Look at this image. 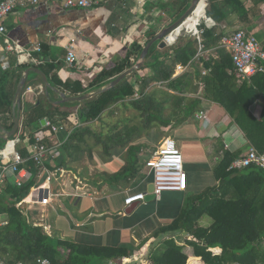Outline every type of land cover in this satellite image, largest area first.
<instances>
[{
  "label": "crops",
  "instance_id": "obj_1",
  "mask_svg": "<svg viewBox=\"0 0 264 264\" xmlns=\"http://www.w3.org/2000/svg\"><path fill=\"white\" fill-rule=\"evenodd\" d=\"M182 1L99 0V3L90 9L64 8L54 0H48L46 3L41 2L35 5L26 4L18 6L0 22L5 29L4 34H0V74L5 70L14 69L16 74L11 78L9 83L10 89L13 88V84L17 81L16 77H18L21 68L18 81L24 70L28 68H38L45 74L49 83L47 90L41 75L29 71L21 94V108L28 104L33 105L37 103L38 99H44L50 105L55 106L63 103H82L95 98L98 94L82 101L59 102L61 100L60 92L70 97L82 96L89 92L97 91L109 84L125 70L135 65L139 61L142 51L137 55L132 53V46L136 40L141 42L150 30H156L157 35L162 29L179 19L181 15L173 22L171 16L174 12H177L178 8L181 9ZM240 1L244 4L245 12L247 11V13L239 18V15L232 10L230 5L225 6L223 9L225 18L218 24L222 35L228 31L240 29L253 34L262 48L264 46V4L257 10L252 8L250 0ZM190 3L191 0L188 7ZM205 15L207 16L206 10ZM207 17L214 21L212 17ZM214 23L213 26L216 25L215 21ZM201 24L206 28L213 27L206 26L204 21L200 20L199 28ZM4 37L20 44L25 51L29 52L31 59L19 63L15 53L11 54L5 51ZM71 40H73L76 60L73 65L69 66L65 57L67 53L66 46ZM164 40L166 46L162 48L158 46L160 40L152 43V45L155 44V48L149 57L146 54L141 67L133 70L115 85L117 86L120 82L127 79L134 88V93L131 96L117 101L104 109L98 118L85 123L82 122L79 116H76L80 104L67 107L61 106L60 110L70 111L67 120L66 122L53 124L65 127L62 130V132L66 133L65 142L69 139L74 129L77 128V122L84 125L97 123L102 125L101 128H105V119L107 116H110V113H114L112 114L113 116L118 115L121 107L123 110H127V108L131 107L130 102L141 99L146 92L155 91L156 97L159 100L164 98L163 108H169L170 115L172 117L175 116L172 120L170 116L165 115L166 113H160L163 119L169 121L166 126L170 125L169 127L176 131L177 136L174 138V135L171 134L172 132L169 131L164 135H158L156 137L158 143L153 147L151 146L149 152H140L141 155L147 153L148 156L144 159L141 173L138 176L139 179H135L129 186L119 187V189L115 190L111 189L103 180L100 182L96 181V185L88 184L86 179L83 181L78 180L74 185L73 181H70L68 184L63 181L64 185H61V189L57 188L56 195L51 198L49 205H40L38 198L42 195L44 197L48 196L47 186L40 188L41 193L36 197V201L34 202L36 207L34 213L39 214L41 208L50 209L53 205L56 206L58 198L64 197L68 209L67 214L64 213L66 216L63 215L65 217H62L66 220L69 218L66 222L70 221L72 226L67 227L66 229L68 230L65 231L63 229L65 226L61 227L58 225L56 216H54L49 224L54 234L66 235L73 239L80 237L91 243L113 245L118 243H134V245H138L144 241V246L139 250V255L132 257H142L141 264H145L148 261L149 255L147 254L151 250L149 248H153L154 246H151L154 238L157 241L160 239V243H162L165 238L173 235L178 243H182L184 238L189 237L183 230L174 231L169 229L159 233L157 238L154 237V234L156 230L159 231L162 227H166L172 222L177 221L181 212L191 205L193 197L207 188L218 185V181L214 178L213 173L224 153H239L238 156H240L245 154L250 147H253L228 113L219 104L205 96L203 77L209 73V70L202 66L201 59L216 58L213 49H205L203 47L204 51L198 55L197 46L192 60L187 65H181L172 62L173 57L170 54V49L176 44L175 41L170 44L166 39ZM37 46H39V50L36 49ZM210 51H212L211 54L209 53ZM226 52L231 56L228 51ZM127 56L131 66L125 67L121 72L108 77L99 88L92 86L100 82H96V77L100 76L102 70H111ZM155 60L164 61L172 67L171 76L167 81H157L153 78L154 69L150 66V63ZM45 64L50 65L47 66V74L39 67ZM196 64L200 68L199 75L195 73L194 65ZM260 73H264V71ZM250 78L246 80L249 81ZM52 79L54 82L51 81ZM169 82H175L180 88L169 86ZM115 86L110 89H113ZM27 87H31L32 91H27ZM73 91H77L78 93L75 94ZM136 93L140 94L139 97L135 96ZM196 100L198 103L194 106L192 114L180 122L184 109ZM263 106L264 98L257 95L248 109L256 118H260ZM200 112H203L204 117L199 118L197 116ZM44 118L51 121L48 117H43L42 119ZM42 119L36 125V131L42 128L44 124V122H41ZM5 123H10L9 114L3 117L0 116V126L3 127ZM60 133L61 131L57 135L50 134L49 139L52 140L50 145L60 143L58 140L61 137ZM113 134L115 136L119 133ZM109 135L110 131H108V128L106 131H101L103 138H107ZM166 137L174 139L175 142H179L182 139V142H180L182 143V148L180 150L186 155L183 163L187 175L184 189L181 191H164L159 198L153 196L151 200H145L144 198L142 201L126 205L124 199L130 194L142 192L146 193V195L149 194L147 186L149 183L153 184V176L152 174H148L145 164L152 157L160 141ZM132 139L134 140L132 143L135 145L145 144L138 142L141 139L150 143L156 140H152L145 135L140 137L134 136ZM64 142H61L60 145ZM125 151L126 148L122 149L119 156H113L110 159H106L102 152L100 154L97 153L98 157L105 160L101 162L103 171L110 170V172H113L117 165H122L124 163ZM51 165L57 168L53 162ZM227 170L229 169L227 168ZM33 187L30 188V191ZM23 203L21 204L23 208H28L30 205L27 202ZM40 215L37 216L40 218ZM200 219L209 220L205 216ZM179 226H182L181 222ZM158 245L155 247H158ZM185 253L189 257L193 256L192 250L188 245L185 247ZM129 260L125 259L124 261L127 262Z\"/></svg>",
  "mask_w": 264,
  "mask_h": 264
},
{
  "label": "trees",
  "instance_id": "obj_2",
  "mask_svg": "<svg viewBox=\"0 0 264 264\" xmlns=\"http://www.w3.org/2000/svg\"><path fill=\"white\" fill-rule=\"evenodd\" d=\"M189 1L181 2V9L178 8L177 12L171 16L172 21L186 10ZM250 1L252 8L257 10L264 4V0ZM227 5L231 6L239 18L247 13L240 0H208L206 14L214 19L216 25L211 28H206L203 24L200 25V28L203 29L201 35L203 47L213 49L216 54V58L201 59L202 66L209 70V73L203 77L205 96L219 104L228 113L254 148L263 151L264 106L260 118H256L248 107L257 95L264 98V73H256L249 81L241 79V76L235 71L232 57L219 46L222 32L218 24L225 18L223 9ZM204 16L205 14L200 20L204 19ZM156 33V30H150L141 42L136 40L132 46V53L139 54L143 46ZM197 46V40L192 35L178 37L176 44L170 49V54L173 57L172 62L187 65L194 57ZM154 48L155 44L150 47L147 57L151 55ZM262 49L264 50V46ZM47 66L50 65L45 64L39 67L47 74ZM129 66L131 64L127 56L111 70H102L100 76L96 77V82H100L92 86L99 88L108 77ZM150 66L154 69L153 78L155 80L167 81L170 78L172 67L164 61L155 60L150 63ZM194 66L196 75H199V65ZM21 69L16 77L17 81ZM15 74L13 68L0 74V116L9 114L10 117V123H5L3 126L6 130H9L13 124L11 104L17 81L13 84L12 89L9 88V83ZM240 80L242 81L240 82ZM51 81L54 82L53 79ZM168 85L180 88L175 82H169ZM73 92L78 93L77 91ZM133 93L134 88L125 79L113 89L82 103H63L52 106L48 101L38 99L37 103L21 108L20 138L23 144L19 145L18 149L23 156L28 155L24 145L33 142L34 134L37 132L35 127L43 117L50 118L52 123L56 124L66 122L70 111L60 110L61 106L80 104L78 116L85 123L98 118L104 109ZM156 95L155 91L146 92L141 99L130 102L131 106L139 112L137 116L140 119L139 123L133 126L126 123L123 126V132L115 136L109 135L102 141L101 152L106 159L119 156L121 150L126 148L122 165H117L113 172L102 171L103 180L111 189L116 190L119 187L129 186L135 179H139L144 159L148 154L141 155V148L146 144H142L143 147L140 144L135 145L132 143L134 142L132 138L145 135L155 140L158 136L157 129L169 123L160 115L163 112L164 98L159 100ZM177 103L179 104V102ZM197 103V100L193 101L184 109L180 122L192 114ZM80 130V128L76 129L70 134L67 141L71 140V142L61 145L62 153L52 160L55 167H67L66 158L76 156L75 153L80 150L81 146L72 143V140L77 139L79 142H84V132ZM45 143L50 145L52 140L48 137ZM238 154L225 152L213 173L218 185L207 188L193 197L191 205L181 212L177 221L162 227L159 231L156 230L154 234V237L157 238L159 233L169 229L183 230L189 237L184 238L182 243H178L173 235L165 238L158 247L154 248L155 252L149 250L148 261L145 264H229L236 261L264 263V246L262 244L264 238V169L252 166L239 171L227 170ZM24 166L27 168L29 176L20 186L9 182L0 186V219H2L0 224V264H15L18 261L33 264L38 257L48 258L52 264H138L124 262V260L139 255L144 241L138 245H134V243L115 245L91 243L80 237L73 239L57 234L51 235L44 231L40 224H33L40 223L38 221L41 220L34 213L36 210L34 202L41 191L34 188L30 191V188L41 185L45 181L46 174L43 172L40 175L38 167L32 160H27ZM46 166L49 169L54 168L51 163H47ZM93 185H96V181L93 182ZM22 199H24V203H30L25 210L21 205H18ZM202 216L212 219L208 227L198 225ZM180 222L182 226H179ZM186 245L191 248L192 257L186 255Z\"/></svg>",
  "mask_w": 264,
  "mask_h": 264
},
{
  "label": "built area",
  "instance_id": "obj_3",
  "mask_svg": "<svg viewBox=\"0 0 264 264\" xmlns=\"http://www.w3.org/2000/svg\"><path fill=\"white\" fill-rule=\"evenodd\" d=\"M48 0H0V22L14 11L18 6L31 4L35 5L41 2L46 3ZM57 1L64 8H84L90 9L99 3V0H54ZM201 1V0H200ZM199 4V3H198ZM207 1L204 5L206 7ZM198 6V5H197ZM197 8V7H196ZM205 11V10H204ZM193 13V12H192ZM206 26L211 27L215 23L206 15L202 19ZM200 21L191 35L195 37L198 43V55L203 50L202 46V33L203 29L199 28ZM4 26L0 24V34H4ZM177 38V37H176ZM168 41V39H166ZM175 41V40H174ZM174 41L169 42L172 44ZM5 51L7 53H15L19 63L26 62L31 59L29 52L25 51L20 44L16 41L4 37ZM219 46L231 54L232 62L235 71L241 76L242 79H248L258 72L264 71V50L261 48L257 38L250 33L240 29L228 31L222 35L219 41ZM39 50V46L36 47ZM65 60L69 66L73 65L76 60V53L74 51L73 40L66 46ZM27 91H32L31 87H27ZM139 93L135 96L139 97ZM199 118L204 117L203 112L197 115ZM20 124L13 136H11L3 147H0V186L6 183H12L20 186L23 181L29 176L27 168L24 163L27 160H32L39 169V174H46L45 181L34 189L40 190L41 187L47 186L48 196L43 195L39 198L40 205H49L51 198L55 197L56 193L51 192L50 182L55 171L63 173V168L49 169L46 164L52 163V160L58 156L57 149L60 145H47L45 140L52 135H57L60 131L64 130L63 125H56L51 123L48 119L44 118L42 128L35 132L34 140L31 144H25L27 149V156H23L18 149V146L23 144L20 138ZM146 169L148 174L153 176V190L152 194L155 198H159L164 191H181L184 189L185 181L187 178L184 169L183 155L178 148L174 139L166 137L162 139L153 152L152 157L146 162ZM257 167L264 169V150L258 151L254 147H250L245 154L238 156L230 163L228 169L237 171L247 167ZM58 174V173H57ZM32 188V189H33ZM146 193H133L128 195L124 202L130 205L137 201L144 200ZM25 199V198H24ZM22 199L18 205L24 201ZM15 264H26L23 261H18ZM33 264H52L48 258L38 257L34 260ZM229 264H264V263H242L231 262Z\"/></svg>",
  "mask_w": 264,
  "mask_h": 264
},
{
  "label": "rangeland",
  "instance_id": "obj_4",
  "mask_svg": "<svg viewBox=\"0 0 264 264\" xmlns=\"http://www.w3.org/2000/svg\"><path fill=\"white\" fill-rule=\"evenodd\" d=\"M185 35H191V33L190 32H184V33L180 34V36H185ZM180 36H178V37H180ZM177 39L175 40V43L177 42ZM211 52L212 51H210L209 53L211 54ZM119 111H120V113L118 115L113 116L112 114H114V113H110V116L106 117V119H105L106 125L104 126L105 128H103V127L101 128L102 125H99L97 123H91V124H86V125H84L82 123H78V122L76 123L77 128H75V130L80 128L81 129L80 131L83 130L82 132H84V134H83L84 135L83 136L84 142L83 143L79 142V141H77V139L72 140V143H76V144H79L81 146L80 150L77 153H75L76 156L74 158L72 156H68L66 158L67 167L61 166L65 170L63 173H60L61 176L59 175V171L58 172L55 171L54 175L52 176V181H51V185H50L52 187L51 191L53 193L56 192L57 188L58 189L62 188V186L64 185L63 181L66 182L67 184L70 183V181H73L74 182L73 185H74L78 180L83 181L84 179H86L88 184L93 185L92 183L94 181L100 182L101 180H103V177H102L103 168H102L101 162H103L105 160H102V158L98 157V155H97V153H99V154L101 153L102 141L105 140V138H103L101 136V131H106V129L108 128V131H110V135L114 136L113 133H120V132L124 131V127H123L124 124L128 123L131 126L132 124L135 125L136 123H139V121H140V119L138 117H136L137 115H139L138 114L139 112L137 110L135 111V109L132 106L127 108V110H123V108L121 107L119 109ZM163 112L166 113L165 114L166 116H170L172 118V120L174 119L175 116L172 117V115H170V109L169 108L164 107ZM76 116L78 117V113L76 114ZM124 118H125V120H124ZM135 118H137V119L134 121ZM116 121H118V123H116ZM169 126L163 125L162 127L158 128L157 129L158 135H164L165 133H167L169 131V132H172L171 134L174 135V138H175L177 136L176 131H174V129L170 128ZM60 134H61V137L58 140L61 143V142H64V139L66 137V133L61 131ZM65 142L68 143V142H71V140L65 141ZM138 142H141V143L143 142L146 144V146H144L142 148V151H141V152L145 153V152L150 151L151 146L153 147L158 143V139H156L154 142H151L153 144H151L150 142H147L144 139H141ZM180 142H182V139H180L179 142L176 141L179 149L182 148V145H181L182 143H180ZM5 143H6V140L5 141L2 140V142H0V144H1L0 147H3ZM61 145L57 149V152H59L60 154L63 151V148L61 147ZM18 148H20V146H18ZM185 159H186V155H184V152H183V161H185ZM108 172H110V170ZM89 190H90V187H89ZM23 204H25V203H23ZM25 209H27V208H25ZM67 209H68V207H67L66 202L64 201V197L58 198V200L56 202V206L53 205V207L50 209L41 208L40 213L36 214V215L41 214L40 215V218H41L40 226H42L44 231H46L48 234L55 235L54 232L52 233L53 230L49 224L52 221L53 217L56 216L57 224L60 225L61 227L65 226V228H63L65 231L68 230L66 228L71 227L72 224L70 221L66 222L67 220H69V218L67 220L65 218H63L67 214ZM64 213H66V214H64ZM25 214L28 216V213L26 211H25ZM63 215H65V216H63ZM205 217L209 220L205 221V220L200 219L198 225L208 227L211 224L212 219H210L207 216H205ZM201 218H204V216H202ZM1 220L2 219H0V224L2 223ZM61 237L66 238L69 236L61 235ZM157 243L158 244L160 243V239H159V241H157L154 238L151 246L154 245L153 248H155V246L158 245ZM262 244L264 246V238L262 240ZM153 248L151 247L149 249H151V251L153 250L155 252V250ZM141 259H142V257L137 256V258H134V259L131 258L128 262H134V263L141 264L140 263L142 261ZM124 262H126V261H124Z\"/></svg>",
  "mask_w": 264,
  "mask_h": 264
},
{
  "label": "water",
  "instance_id": "obj_5",
  "mask_svg": "<svg viewBox=\"0 0 264 264\" xmlns=\"http://www.w3.org/2000/svg\"><path fill=\"white\" fill-rule=\"evenodd\" d=\"M200 2V0H191V3L189 5V7L186 9V11L181 15V17L179 19H177L174 23H172L170 26L162 29L157 35H155L152 39H150L146 45L144 46V48L141 51L140 57H139V61L133 65L132 67H130L129 69L125 70L123 73H121L119 76H117L115 79H113L109 84H107L106 86H104L103 88L97 90V91H93V92H89L85 95L82 96H65V94L60 92V96H61V100L59 101L60 103L64 102V101H82L84 99L90 98L94 95H97L101 92H104L108 89H110L111 87L115 86L122 78H124L126 75H128L129 73H131L133 70L141 67V65L143 64V60L144 57L146 56L149 47L152 45V43H154L157 40H160L158 46L159 47H164L166 46V42L164 39H167V37L174 33L175 31L177 32L178 28L183 24V22L188 18V16L195 11L198 3ZM177 37V36H176ZM176 39V38H175ZM29 71H32L34 73H37L39 75H41L43 83L46 85V90L49 87V83L48 80L46 79L45 74L38 68H28L25 69L22 76L20 77L17 86H16V90L14 93V97H13V101H12V114H13V124L12 127L10 128V130H6L4 129L2 126H0V139L2 140H8L11 136H13L15 134V132L17 131L18 127H19V123H20V111H21V94H22V90L23 87L26 83ZM41 122H44V119L41 120ZM153 190V184L149 183L147 186V192L149 194H147L145 196V200H151L153 199V194H151Z\"/></svg>",
  "mask_w": 264,
  "mask_h": 264
},
{
  "label": "bare ground",
  "instance_id": "obj_6",
  "mask_svg": "<svg viewBox=\"0 0 264 264\" xmlns=\"http://www.w3.org/2000/svg\"><path fill=\"white\" fill-rule=\"evenodd\" d=\"M207 0H201L197 6V8L195 9V11L188 16V18L183 22V24L178 28L177 32L175 31L174 33L170 34L167 39L169 42H172L175 40L176 36H180V34L184 33V32H191L195 29L197 23L199 22V20L201 19V17L203 16V14H205L204 10L205 7V3Z\"/></svg>",
  "mask_w": 264,
  "mask_h": 264
}]
</instances>
